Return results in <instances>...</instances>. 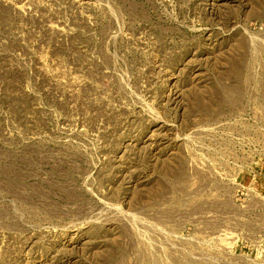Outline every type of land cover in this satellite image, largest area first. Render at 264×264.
I'll return each mask as SVG.
<instances>
[{"label": "rangeland", "instance_id": "374dc122", "mask_svg": "<svg viewBox=\"0 0 264 264\" xmlns=\"http://www.w3.org/2000/svg\"><path fill=\"white\" fill-rule=\"evenodd\" d=\"M0 264H264V0H0Z\"/></svg>", "mask_w": 264, "mask_h": 264}]
</instances>
